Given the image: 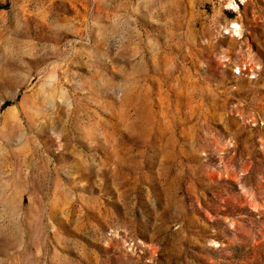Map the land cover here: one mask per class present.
I'll list each match as a JSON object with an SVG mask.
<instances>
[{"label": "rangeland", "instance_id": "1", "mask_svg": "<svg viewBox=\"0 0 264 264\" xmlns=\"http://www.w3.org/2000/svg\"><path fill=\"white\" fill-rule=\"evenodd\" d=\"M0 264H264V0H0Z\"/></svg>", "mask_w": 264, "mask_h": 264}, {"label": "bare ground", "instance_id": "2", "mask_svg": "<svg viewBox=\"0 0 264 264\" xmlns=\"http://www.w3.org/2000/svg\"><path fill=\"white\" fill-rule=\"evenodd\" d=\"M232 24H233V23H232ZM233 27H234L235 30L237 31V29H239L240 26L238 25V23H234V24H233Z\"/></svg>", "mask_w": 264, "mask_h": 264}]
</instances>
